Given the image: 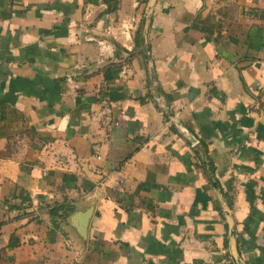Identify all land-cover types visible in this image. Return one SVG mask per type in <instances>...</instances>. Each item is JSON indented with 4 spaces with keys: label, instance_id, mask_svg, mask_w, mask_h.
Wrapping results in <instances>:
<instances>
[{
    "label": "crops",
    "instance_id": "1",
    "mask_svg": "<svg viewBox=\"0 0 264 264\" xmlns=\"http://www.w3.org/2000/svg\"><path fill=\"white\" fill-rule=\"evenodd\" d=\"M0 264H264V0H0Z\"/></svg>",
    "mask_w": 264,
    "mask_h": 264
},
{
    "label": "water",
    "instance_id": "2",
    "mask_svg": "<svg viewBox=\"0 0 264 264\" xmlns=\"http://www.w3.org/2000/svg\"><path fill=\"white\" fill-rule=\"evenodd\" d=\"M175 126L179 129L178 119H174ZM94 209V199L89 200L81 208L74 209L67 216V221L75 228L80 238L87 237V229L90 217Z\"/></svg>",
    "mask_w": 264,
    "mask_h": 264
},
{
    "label": "trees",
    "instance_id": "3",
    "mask_svg": "<svg viewBox=\"0 0 264 264\" xmlns=\"http://www.w3.org/2000/svg\"><path fill=\"white\" fill-rule=\"evenodd\" d=\"M58 209V210H57ZM68 209H70V205L68 203H62L60 205H57L55 207H52L51 208V212H56L59 211V210H62L64 212H66ZM62 215V214H61Z\"/></svg>",
    "mask_w": 264,
    "mask_h": 264
},
{
    "label": "built area",
    "instance_id": "4",
    "mask_svg": "<svg viewBox=\"0 0 264 264\" xmlns=\"http://www.w3.org/2000/svg\"><path fill=\"white\" fill-rule=\"evenodd\" d=\"M175 117V116H174ZM174 117H173V119H174Z\"/></svg>",
    "mask_w": 264,
    "mask_h": 264
},
{
    "label": "rangeland",
    "instance_id": "5",
    "mask_svg": "<svg viewBox=\"0 0 264 264\" xmlns=\"http://www.w3.org/2000/svg\"><path fill=\"white\" fill-rule=\"evenodd\" d=\"M58 210V209H57ZM62 211V210H61ZM58 212V211H57Z\"/></svg>",
    "mask_w": 264,
    "mask_h": 264
}]
</instances>
